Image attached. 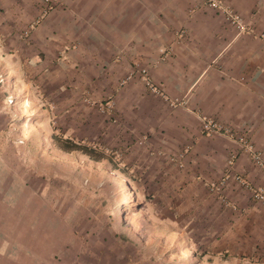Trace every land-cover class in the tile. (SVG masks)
<instances>
[{
	"label": "rangeland",
	"instance_id": "1",
	"mask_svg": "<svg viewBox=\"0 0 264 264\" xmlns=\"http://www.w3.org/2000/svg\"><path fill=\"white\" fill-rule=\"evenodd\" d=\"M28 35L16 57L0 33V62L20 68L0 65V264H264V203L242 177L208 182L149 148L94 72L63 57L26 68Z\"/></svg>",
	"mask_w": 264,
	"mask_h": 264
},
{
	"label": "crops",
	"instance_id": "2",
	"mask_svg": "<svg viewBox=\"0 0 264 264\" xmlns=\"http://www.w3.org/2000/svg\"><path fill=\"white\" fill-rule=\"evenodd\" d=\"M57 1L43 15L44 0H0V33L12 56L28 31L26 68L63 57L59 64L94 72L119 104L122 125L149 148L183 153L208 182L225 178L229 187L240 176L264 187V172L239 142L249 138L264 156V0H224L247 24L243 34L206 0ZM17 61L0 65L19 72ZM144 72L159 95L146 89ZM204 119L232 137L206 134ZM244 194L228 188L236 200ZM9 244L0 242V258Z\"/></svg>",
	"mask_w": 264,
	"mask_h": 264
},
{
	"label": "built area",
	"instance_id": "3",
	"mask_svg": "<svg viewBox=\"0 0 264 264\" xmlns=\"http://www.w3.org/2000/svg\"><path fill=\"white\" fill-rule=\"evenodd\" d=\"M56 2L57 0H45V7L47 8V10L52 11L56 5ZM206 4L210 8L222 13L223 16L225 17L226 23L230 25L233 29H235L238 34H243L248 32V26L245 23L244 19L234 9L228 7L224 0H206ZM180 36L183 37L184 32H182ZM5 81L6 78H4V75L0 73V83L3 84L5 83ZM7 102L8 104L13 105L15 103L13 96L10 95L7 99ZM203 130L206 134L223 133L225 136H229L230 134L229 130L225 129L223 126L217 125L216 123L209 121L207 119H204ZM230 137H232V134H230ZM239 142L241 143L243 149L251 156L255 164L262 171H264V156L255 149L250 139L247 137H240ZM239 181L241 184H243L253 192V195L257 200L264 203L263 189L261 188L254 189L240 178Z\"/></svg>",
	"mask_w": 264,
	"mask_h": 264
},
{
	"label": "trees",
	"instance_id": "4",
	"mask_svg": "<svg viewBox=\"0 0 264 264\" xmlns=\"http://www.w3.org/2000/svg\"><path fill=\"white\" fill-rule=\"evenodd\" d=\"M75 148H76V149H79L80 147H79V145H75ZM83 150H84V149H83ZM89 154H90V153H89Z\"/></svg>",
	"mask_w": 264,
	"mask_h": 264
}]
</instances>
